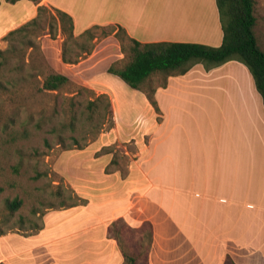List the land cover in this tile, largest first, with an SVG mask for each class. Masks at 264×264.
<instances>
[{
  "label": "crops",
  "instance_id": "obj_1",
  "mask_svg": "<svg viewBox=\"0 0 264 264\" xmlns=\"http://www.w3.org/2000/svg\"><path fill=\"white\" fill-rule=\"evenodd\" d=\"M38 6L71 16L75 36L93 26H120L129 38L140 43L217 47L222 41L215 0H40L38 4L30 2L26 17L0 33V42L8 32L34 18ZM48 46L49 41L42 40V52L52 69L71 82L109 97L115 128L118 117L113 113L114 101L106 81H113L115 75L107 69L122 56L114 34L76 64L62 62L60 46L53 54ZM191 74L193 70L183 77H193ZM171 78L175 77H169L160 97L163 99H155L158 108L165 106L166 118L188 103V97L195 96L189 90L176 89L177 80ZM129 89L121 99L127 111L146 97L141 91ZM143 110L148 111L146 101ZM146 122L145 130L153 128L151 118ZM194 124L185 120L181 124L188 127L184 132L182 126L172 123L160 134L164 124L158 123L122 177L119 171L103 173L101 181L107 184H93L88 197L80 195L87 201L82 209H91L78 221L84 233L79 246L80 264L90 253L98 256L101 248L109 264H122L120 250L108 234L110 225L119 220L134 230L149 224L151 243L146 264H227V258L233 264H264V140H237L229 133L219 140L217 132L194 136L195 128L190 130ZM156 135L157 140H153ZM105 158L109 163L112 155ZM93 260L87 264H93ZM7 263L1 256L0 264Z\"/></svg>",
  "mask_w": 264,
  "mask_h": 264
},
{
  "label": "rangeland",
  "instance_id": "obj_2",
  "mask_svg": "<svg viewBox=\"0 0 264 264\" xmlns=\"http://www.w3.org/2000/svg\"><path fill=\"white\" fill-rule=\"evenodd\" d=\"M254 3V35L264 52V0H254ZM29 6L27 0L14 4L0 0V33L22 21L30 11ZM111 35H104L97 29L93 30L91 41L78 39V43H84L90 49L80 60ZM44 39L49 41L48 50L51 54L56 53L59 46L61 49V36L57 34L55 39H51L45 32L37 41L40 51L31 53V63L27 66L29 76L22 81L13 74L14 85L0 89V230L5 232L0 235V257L7 258V264H80L79 246L84 233L78 221L80 217L89 215L91 209H82L87 206L86 199L84 204L77 207L59 208L60 198L55 195L57 186H67L77 196L88 197L93 184L95 187L107 184L101 181L103 173L107 175L119 171L122 177L128 165H132L131 158L137 151L144 149L158 123L164 124L160 134L172 123L177 124V127L182 126L185 132L188 127L181 124L188 120L196 125L190 129L195 128L194 136L201 132L204 135L217 132L219 140H223L222 135L225 133L232 134L237 140H264V107L261 98L249 71L236 60L211 69L196 64L187 71L194 72L191 74L193 77L189 78L183 77L187 72L185 75L170 76L177 80L176 89L189 90L195 96L188 97V103H184L179 111L168 118L163 110L165 106L158 108L155 99H163L160 97L169 77L164 87L159 86L160 77L152 78L151 86L155 88L153 99L157 109L146 97H142V104L137 102L127 111V105L121 99L124 90H130V87L112 76V82H108L109 79L106 81L118 123L115 128L113 124L109 129L106 116L99 133L93 135L90 130L85 133L84 129L88 130L98 123L97 117L91 123L86 122V102L100 93L88 87L90 92L78 94L73 92L75 89L72 87H65L58 92L40 91L47 67L52 68L41 49ZM124 44L123 49L120 47L121 59L114 62L117 69L127 61L128 42ZM6 47L5 41L0 42L1 51H5ZM100 48V57L103 58L104 46ZM75 51L82 54L77 47ZM11 62L17 61L13 59ZM1 73L0 81L4 82L9 76L5 71ZM156 91L159 92L155 96ZM145 101L147 112L143 110ZM149 117L153 121V128L145 130ZM177 131L184 134L180 129ZM73 138L77 146L82 148L73 145ZM153 140H157V135ZM106 154L112 155L109 163H106ZM112 160L115 164L110 163ZM15 198L22 200V206L8 221H4L7 214L5 201ZM33 211L37 213L34 215ZM20 219L22 224L19 223ZM29 221L42 226L41 230L31 234ZM148 232L146 223L134 230L120 220L108 229V234L120 250V258L122 252L131 254L137 258V264H146ZM99 250L98 256L90 253L84 257L82 264L89 263L92 258L93 264L96 259H99L97 264H109L110 261L104 257H107L104 249Z\"/></svg>",
  "mask_w": 264,
  "mask_h": 264
},
{
  "label": "trees",
  "instance_id": "obj_3",
  "mask_svg": "<svg viewBox=\"0 0 264 264\" xmlns=\"http://www.w3.org/2000/svg\"><path fill=\"white\" fill-rule=\"evenodd\" d=\"M17 1L20 0H6L10 4ZM28 1L34 4L40 2V0ZM215 3L222 31V41L217 47L179 42L140 43L129 38L120 26H93L75 36L71 16L55 8L38 6L34 18L8 32L2 39L7 43V47L5 51L0 50V73L5 71L9 78L4 82L0 81V89H4L6 85H14L13 74L18 75L22 81L29 76L27 66L31 63V53L35 50L40 51V44L37 41L45 32L51 39H55L57 34L61 36L63 39L61 46L62 62L76 64L82 58V55H86L90 51L84 43H78V39L91 41L93 30L100 29L104 35L113 33L122 49L125 41L128 42L126 63L119 69L115 68V63H112L107 72L118 77L132 90L144 93L155 109H157L153 99L155 88L151 86L153 77H160L161 84L159 86L164 87L168 77L184 75L196 64H203L206 69H211L232 60L239 61L247 68L264 107V52L259 48L253 30L256 20L254 0H215ZM105 29L108 30L104 31ZM76 47L79 51H82V54L75 51ZM24 57L26 58L24 59ZM13 59H16L17 62L12 63ZM65 87H72L75 89L73 92L76 94L90 92L88 88L74 84L66 76L47 67L39 90L58 92ZM85 108L88 112L85 116L86 122L91 123L92 119L96 117L98 121L97 125L90 126L88 130L84 129L85 133L89 130L93 135L99 133L106 116L109 119L108 128L113 127L111 104L106 94H100L94 99L89 98ZM73 141L76 148H82V146H77L75 138H73ZM61 143L62 141L59 142V144ZM110 163L115 164V161L112 160ZM55 195L60 198L58 207L61 209L85 203L84 199L78 197L67 186L63 188L57 186ZM22 203V200L18 198L6 200L4 206L7 214L4 221H8L13 213L20 209ZM51 207L49 206V208ZM36 213L35 211L32 212L34 215ZM19 223L22 224V219L19 220ZM28 223L31 224V234L42 228V226L33 224L32 221ZM146 225L149 228V246L151 243V229L149 224ZM4 234L5 232L0 230V235ZM122 259V264H137V258L131 254L122 252ZM226 262L227 264H233L228 258Z\"/></svg>",
  "mask_w": 264,
  "mask_h": 264
}]
</instances>
